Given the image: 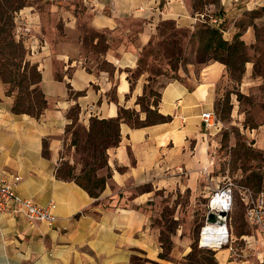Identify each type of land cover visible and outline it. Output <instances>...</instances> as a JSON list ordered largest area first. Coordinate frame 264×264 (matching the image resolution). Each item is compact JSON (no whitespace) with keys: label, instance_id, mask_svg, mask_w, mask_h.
Listing matches in <instances>:
<instances>
[{"label":"crops","instance_id":"crops-1","mask_svg":"<svg viewBox=\"0 0 264 264\" xmlns=\"http://www.w3.org/2000/svg\"><path fill=\"white\" fill-rule=\"evenodd\" d=\"M190 1L81 0L83 16L71 0H27L15 13L16 38H24L27 59L38 65L46 106L38 117L13 112L14 96L0 77V178L19 176L17 193L36 204L53 201L57 220L47 226L19 214L1 215L0 264H181L186 259L191 241L185 227L177 224L164 249L162 227L153 220L158 197L185 191L194 196L198 178L193 171L205 161L200 104L208 88L170 81L161 88L158 106L169 121L144 127L121 122L118 145L106 151L111 176L98 197L60 179L56 170L72 107L79 106L84 126L92 116H117L120 107L134 108L145 118L136 103L145 80L140 76L132 87L125 68L135 66L159 21L194 23ZM83 18L93 29L124 36L117 45L106 38L101 57L111 70L94 67L78 34ZM133 19L139 21L134 42L128 38L131 26L125 25ZM172 212L174 220L191 219V205L177 202ZM248 229L236 234L231 227L228 243L213 248L215 264H264V229L251 224Z\"/></svg>","mask_w":264,"mask_h":264},{"label":"rangeland","instance_id":"rangeland-1","mask_svg":"<svg viewBox=\"0 0 264 264\" xmlns=\"http://www.w3.org/2000/svg\"><path fill=\"white\" fill-rule=\"evenodd\" d=\"M71 4H75L76 12L85 15L86 7L81 0H71ZM190 5L194 23L181 26L171 19L159 21L150 41L141 47L135 66L125 68V72L132 85L140 76L143 77L145 99L142 102L145 107L150 106L152 112L158 111L161 88L170 81L184 83L188 88L203 85L209 89V96L200 106L203 112L206 106L212 109L216 124L210 129L200 125V143L205 161L197 167L200 170L193 171L198 178L195 180L194 196L190 199L188 191H185L176 197H158V214L154 216L153 223L162 227L164 249L170 247V236L175 234L177 224L185 227L193 251L179 263L213 264V249L199 244L211 194L225 183H232L234 200L230 225L236 234H240L248 232L250 226L242 200L243 188H248L253 197L264 192V0H191ZM250 7L253 9L247 10ZM84 18L78 26L84 48L94 58L95 68L111 70V65L101 57L107 46L106 38H112V45H117L124 40V36L93 29ZM138 24L135 19L125 23L131 26L132 33L128 38L133 42ZM206 25L219 28L223 38L229 42L234 34L239 33V39L244 43V59L247 60L241 71L229 70L220 60L211 57L212 54L196 34ZM247 26L251 29L249 37L244 39L242 35ZM20 39L24 45V38ZM27 56L26 49V59ZM31 90L14 88L16 98L24 106L33 104L36 98L37 92ZM138 106L145 118L151 113ZM135 112L140 118V113ZM148 116L154 119L152 114ZM61 156V170L65 167L64 162L70 164L72 161L74 166H82L81 156L70 146V139L64 141ZM177 202L191 205V219L172 218V206ZM159 210H162L161 214Z\"/></svg>","mask_w":264,"mask_h":264},{"label":"trees","instance_id":"trees-1","mask_svg":"<svg viewBox=\"0 0 264 264\" xmlns=\"http://www.w3.org/2000/svg\"><path fill=\"white\" fill-rule=\"evenodd\" d=\"M24 5L25 3L21 0H0V77L8 85V95L14 96L12 111L38 117L46 106L44 94L39 87L41 73L37 64L26 59V49L23 42L20 38L17 39L15 35V13ZM196 34L204 42L205 47L212 54V58L220 60L229 70L241 71L243 69L242 65L247 60L244 59V43L239 39V33L234 34L231 42L223 38L219 28L209 25L198 30ZM11 84L12 88H10ZM131 86L133 87L132 84ZM15 87L32 89V92H37L33 104L28 103L26 106L21 104L16 98ZM79 94L77 92L75 96ZM144 99L145 94L143 93L138 96L136 103L146 113L151 112L147 114L145 119H140L134 109L120 107L115 117L98 118L92 116L88 126H84L78 121L79 106L72 107L68 112L70 122L66 126V133L69 134L70 146L81 156L82 166H74L69 162H64L65 167L61 170L60 163L56 175L60 179L74 181L91 197H98L104 189L107 179L111 176L106 151L108 148L118 145L120 123L125 121L130 123L132 127H144L170 120V116L163 115L158 111L152 112L150 106L145 107L142 102ZM149 114H152L154 119H149ZM76 127V130H72ZM82 132L84 134L83 141H81ZM105 169V173L100 174ZM192 251L193 248H191L188 256ZM213 251L212 261L214 258ZM213 264H215L214 261Z\"/></svg>","mask_w":264,"mask_h":264},{"label":"built area","instance_id":"built-area-1","mask_svg":"<svg viewBox=\"0 0 264 264\" xmlns=\"http://www.w3.org/2000/svg\"><path fill=\"white\" fill-rule=\"evenodd\" d=\"M202 125L210 129L215 127V115L213 111H205L201 114ZM19 176L1 177L0 178V216L19 214L24 216L31 222L44 223L47 226H54L57 217L54 212L55 203L53 201L48 202L46 205H39L32 200L22 197L16 191V186L19 182ZM234 191L232 183L227 182L221 188L215 190L208 203V212H225L224 223H211L210 226L214 232H220V243L218 246L228 243L230 240V213L233 207ZM242 200L246 206V217L248 222L256 227L264 229V192L257 194L256 197L252 196L251 191L248 188L242 190ZM206 214V215H207ZM206 220V219H205ZM208 223L205 221V225L201 228L200 238L203 230L207 228ZM208 244L200 246L215 248L210 243V238H206Z\"/></svg>","mask_w":264,"mask_h":264},{"label":"bare ground","instance_id":"bare-ground-1","mask_svg":"<svg viewBox=\"0 0 264 264\" xmlns=\"http://www.w3.org/2000/svg\"><path fill=\"white\" fill-rule=\"evenodd\" d=\"M206 226H207V228H205V230H203V232L201 234V240H200L201 244L202 245L208 244V242L206 241V238H210V243L213 244L211 246L218 247V244L220 243V240H219L220 239V232L219 231L214 232L209 223ZM217 238H219V239L217 240Z\"/></svg>","mask_w":264,"mask_h":264},{"label":"water","instance_id":"water-1","mask_svg":"<svg viewBox=\"0 0 264 264\" xmlns=\"http://www.w3.org/2000/svg\"><path fill=\"white\" fill-rule=\"evenodd\" d=\"M226 215L225 212H219L218 214L214 212H209L206 215V222L211 224V223H218V224H223L224 223V216Z\"/></svg>","mask_w":264,"mask_h":264}]
</instances>
